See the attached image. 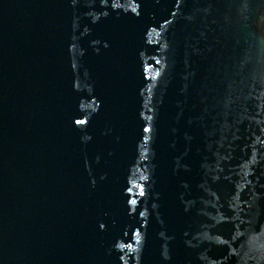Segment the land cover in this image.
<instances>
[{"label":"water","instance_id":"water-1","mask_svg":"<svg viewBox=\"0 0 264 264\" xmlns=\"http://www.w3.org/2000/svg\"><path fill=\"white\" fill-rule=\"evenodd\" d=\"M0 264H264V0H0Z\"/></svg>","mask_w":264,"mask_h":264}]
</instances>
